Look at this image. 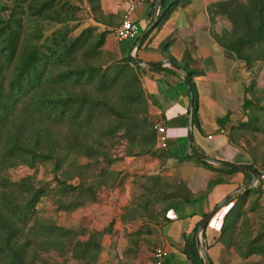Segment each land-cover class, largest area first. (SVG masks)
<instances>
[{
  "label": "rangeland",
  "instance_id": "rangeland-1",
  "mask_svg": "<svg viewBox=\"0 0 264 264\" xmlns=\"http://www.w3.org/2000/svg\"><path fill=\"white\" fill-rule=\"evenodd\" d=\"M48 1L54 4L43 10ZM137 1H28L37 14L27 11L20 60L39 85L4 123L1 181L42 191L38 217L70 230L71 248L91 240L99 245L91 244L85 255L84 250L62 252L40 240L33 246L40 252L39 264H152L168 210L195 195L185 178L188 172L180 171V162H170L159 142L156 110L133 59H139L146 38L167 20L169 12L158 16V0V23L138 50L136 44L125 58L117 52L115 29L128 16L126 2ZM174 4H193L199 11L215 51L224 58L225 77L239 92L225 130L250 155L253 168L264 173V0ZM172 45L165 38L161 48L169 54ZM32 96L39 105L50 100L56 108L41 110L37 104V112ZM18 131L44 155L34 165L4 157ZM210 170L199 173L204 181L200 192L212 185ZM247 189L223 203L228 212L213 253L204 255L207 263L264 264L252 247L264 228V180L243 193Z\"/></svg>",
  "mask_w": 264,
  "mask_h": 264
},
{
  "label": "crops",
  "instance_id": "crops-1",
  "mask_svg": "<svg viewBox=\"0 0 264 264\" xmlns=\"http://www.w3.org/2000/svg\"><path fill=\"white\" fill-rule=\"evenodd\" d=\"M167 1L172 4L176 0ZM155 5L156 0L126 2L124 14L138 25L140 36L154 27L151 23ZM201 21L193 4L171 8L162 28L155 29L146 38L137 58L143 70L145 90L156 110L157 124L166 128L165 150L170 162H180V171L188 172L185 178L195 194L176 203L166 214L161 244L168 253L165 264H194L189 256L191 252L207 262L204 255L213 253L228 211L224 205L220 207L203 231L200 230L202 221L225 199L250 183L248 172L240 169L234 173L211 169L212 185L200 192L204 181L199 173L208 167L201 163L204 160L192 154L204 156L211 160L206 162L216 166L252 162L250 155L231 140L226 125L219 123L230 115L239 92L226 79L222 69L224 58L215 51ZM165 38L172 39L169 54L161 48ZM134 43V39L119 41L118 54L128 57ZM183 70L187 75L195 72L192 73L197 93L195 108Z\"/></svg>",
  "mask_w": 264,
  "mask_h": 264
},
{
  "label": "trees",
  "instance_id": "trees-1",
  "mask_svg": "<svg viewBox=\"0 0 264 264\" xmlns=\"http://www.w3.org/2000/svg\"><path fill=\"white\" fill-rule=\"evenodd\" d=\"M28 1L0 0V148H2L1 133L4 129V123L14 117L24 100L39 85V80L37 84H34L30 76H27L28 72L26 68L24 69L22 67L20 60V48L27 11L31 10V16L37 14L32 4L30 8L28 7ZM53 4V1H48L44 4V8H42L43 10L49 9ZM174 5V3L170 4L167 0H163L158 15L159 18L161 19L164 14L170 13ZM159 18H157L156 23H158ZM139 38L140 36L135 39L133 46L137 44ZM172 62L180 66L176 61L172 60ZM136 65L143 72L138 62H136ZM190 75L191 72H188V78L193 92L192 101L195 108L197 93L190 79ZM28 77V81L31 80L29 88L26 85V79ZM40 79H43V74ZM31 103H34V108L38 112V100L36 101L35 96H32ZM38 106L41 110L51 108L54 111L56 108V105L50 100H47L44 106L39 104ZM228 118L229 115L220 119V125H225ZM23 133L18 131L13 135V140L9 144V147L5 149L4 157L17 160L20 164L34 165L44 155L37 152V144L33 146L29 145V140ZM202 163L212 170L223 173L239 171L238 168L232 166H216L206 161H202ZM248 166L253 168V163L251 162ZM255 170L258 171L257 169ZM0 173L3 174L2 170ZM246 174L249 176L250 181H252L251 174ZM3 181L0 182V189L2 191V193L0 192V264H39L40 255L38 254L40 252L35 249L36 247L33 248V246L35 242L37 243L40 240H42L41 244H46L49 247L53 246V248L62 252L66 250L76 251L79 249L84 250V254L86 255L91 249V244L97 245L96 248L98 249L99 245L92 240L77 243L76 246L71 248L74 244V237H72L73 233L70 230L58 226L53 222H44L38 217L36 208L42 197V191L34 186H23L22 184L8 182L5 179ZM251 189L249 188L243 191V193H247ZM230 200L228 199L224 205ZM252 247L253 250L264 258V228L255 236ZM189 256L194 264H208L203 259H200L197 253L191 252Z\"/></svg>",
  "mask_w": 264,
  "mask_h": 264
},
{
  "label": "built area",
  "instance_id": "built-area-1",
  "mask_svg": "<svg viewBox=\"0 0 264 264\" xmlns=\"http://www.w3.org/2000/svg\"><path fill=\"white\" fill-rule=\"evenodd\" d=\"M115 36L119 41L126 39H137L140 36V31L138 25L126 16V19L115 29ZM159 142L163 147L167 146V136L166 128L163 125H156ZM264 180V173L259 174V178L252 180L250 183V188H257L261 185V182ZM168 253L165 249L159 248L153 257L152 264H165Z\"/></svg>",
  "mask_w": 264,
  "mask_h": 264
},
{
  "label": "water",
  "instance_id": "water-1",
  "mask_svg": "<svg viewBox=\"0 0 264 264\" xmlns=\"http://www.w3.org/2000/svg\"><path fill=\"white\" fill-rule=\"evenodd\" d=\"M162 1L163 0H158L159 2V6L161 7V4H162ZM157 12H158V6L156 5L155 8H154V12H153V16H152V23H151V27L154 26L155 24V20H156V15H157ZM148 32H146L143 36H141V38L139 39V41L137 42V45H136V48L139 46V44L144 40L145 36L147 35ZM133 59L136 61V62H139V60L136 58V56L133 55ZM152 64H157V63H152ZM159 64H162V62H159ZM181 69V68H180ZM184 74H185V82L188 86V90L191 94V96H193V92H192V88H191V85H190V82H189V78H188V75L186 73V71H184ZM191 138V137H190ZM193 156L197 157L198 159H201V160H204V161H211L210 159L204 157V156H201V155H198V154H192ZM225 165L227 166H232V167H236L242 171H245V172H248L251 174L252 176V180H256L259 178V173L258 171H256L254 168L248 166V165H244V164H236V163H224ZM244 188H250V185H247L245 186ZM226 200V199H225ZM225 200L218 205L217 209H215L214 211H212L209 215L206 216V218L202 221L201 225H200V230L203 231L206 226L208 225L210 219L214 216V214L217 212V210L223 205V203L225 202ZM208 264H214L211 260H208Z\"/></svg>",
  "mask_w": 264,
  "mask_h": 264
}]
</instances>
